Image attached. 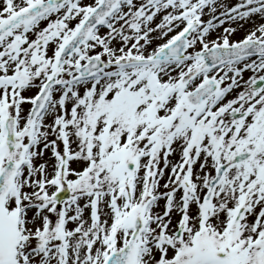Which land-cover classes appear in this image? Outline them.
Masks as SVG:
<instances>
[{"label":"snow or ice","instance_id":"snow-or-ice-1","mask_svg":"<svg viewBox=\"0 0 264 264\" xmlns=\"http://www.w3.org/2000/svg\"><path fill=\"white\" fill-rule=\"evenodd\" d=\"M0 264H264V0H0Z\"/></svg>","mask_w":264,"mask_h":264}]
</instances>
